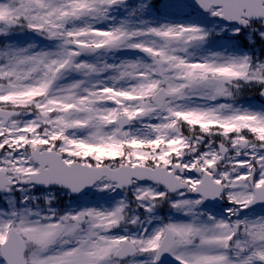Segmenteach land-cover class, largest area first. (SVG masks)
<instances>
[{"label":"snow or ice","instance_id":"6c2138e0","mask_svg":"<svg viewBox=\"0 0 264 264\" xmlns=\"http://www.w3.org/2000/svg\"><path fill=\"white\" fill-rule=\"evenodd\" d=\"M24 32L51 44L0 43V264H264V107L237 102L264 59L233 43L264 45V0H0Z\"/></svg>","mask_w":264,"mask_h":264},{"label":"rangeland","instance_id":"374dc122","mask_svg":"<svg viewBox=\"0 0 264 264\" xmlns=\"http://www.w3.org/2000/svg\"><path fill=\"white\" fill-rule=\"evenodd\" d=\"M153 1V2H152ZM130 3L132 2H136L138 3L139 0H129ZM147 2H150L152 4L157 5L158 7L166 4V3H170V4H179L182 3L183 1L181 0H147ZM172 11H179L178 9H172ZM2 37H0L1 39ZM251 38H243L241 40L238 41H233V43H236L237 45L240 44H244L247 46V50L250 52H255L257 56H259L261 59H264V45H262V43L257 39L256 42L253 44L250 42ZM223 43V41H221ZM0 43H20L22 45L26 44V43H34L39 45L41 48H47L50 44L51 41H48L44 38H41L38 36V34H34V33H30V32H24V33H18L14 36H12L9 40H5L2 41L0 40ZM245 49V48H244ZM262 53V54H261ZM261 54V55H260ZM135 55H141L140 53L136 52V51H132V52H128L123 56H120V59H132ZM247 87H251V86H246L243 88V90L239 93V95L241 97L244 96V91L247 90ZM238 95V96H239ZM221 102H228L226 100H221ZM244 105V104H242ZM244 106H249V104H246ZM257 109L261 108L257 105H254ZM188 133L185 132V135H187ZM119 159V158H116ZM107 161V158L105 160V162ZM107 163V162H106ZM196 175V174H194ZM142 186H147L148 184H150L151 182H141ZM119 191V190H118ZM120 192L122 193L121 196H116V199H122L124 198V193L123 191L120 190ZM34 196H38L41 197V199L39 201H35V203H39L41 207H47V202L43 199L44 196H48L51 198V202H52V207L56 208L58 211L63 212L64 210H71V209H78V208H82V207H95L96 205H103V207H108L109 203H114V201H109V197L110 196H114V193H109L108 196H103L102 194L99 193V191L97 189H93L92 193L83 196L79 199V202L76 203L75 201H73L70 197V193L67 190H62V189H49V190H45V189H40V188H36L35 190L32 191L31 193ZM128 194H131V192L129 191L127 193L128 198L130 199V196ZM194 195V194H191ZM18 196V194H17ZM107 202V203H106ZM3 204V199H0V205ZM91 205V206H90ZM168 205V204H166ZM136 205L133 204V208H135ZM174 211L169 214L168 219H183V216L181 214L176 213L175 209H173ZM264 209H259L256 210L257 214H261L264 213L263 211ZM161 212H159V210H156V216L158 219H162L159 218V214ZM167 219V220H168ZM133 230H135L133 228Z\"/></svg>","mask_w":264,"mask_h":264},{"label":"flooded vegetation","instance_id":"af4514ba","mask_svg":"<svg viewBox=\"0 0 264 264\" xmlns=\"http://www.w3.org/2000/svg\"><path fill=\"white\" fill-rule=\"evenodd\" d=\"M257 102L261 103L262 105H264V101H262L261 97L259 96V94H257V98H256Z\"/></svg>","mask_w":264,"mask_h":264},{"label":"water","instance_id":"95a60500","mask_svg":"<svg viewBox=\"0 0 264 264\" xmlns=\"http://www.w3.org/2000/svg\"><path fill=\"white\" fill-rule=\"evenodd\" d=\"M218 203H220V202H218ZM218 203H213V205H217Z\"/></svg>","mask_w":264,"mask_h":264}]
</instances>
